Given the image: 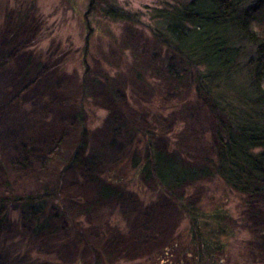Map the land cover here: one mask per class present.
Masks as SVG:
<instances>
[{
	"label": "rangeland",
	"instance_id": "374dc122",
	"mask_svg": "<svg viewBox=\"0 0 264 264\" xmlns=\"http://www.w3.org/2000/svg\"><path fill=\"white\" fill-rule=\"evenodd\" d=\"M174 1L97 0L89 13V0H0V200L60 183L39 235L33 217L0 222V264H210L189 245L180 203L230 213L213 264H264V196L236 200L207 177L174 189V199L130 166L110 168L143 143L138 130L188 168L216 150L210 103L155 38L166 36L159 12Z\"/></svg>",
	"mask_w": 264,
	"mask_h": 264
},
{
	"label": "trees",
	"instance_id": "16d2710c",
	"mask_svg": "<svg viewBox=\"0 0 264 264\" xmlns=\"http://www.w3.org/2000/svg\"><path fill=\"white\" fill-rule=\"evenodd\" d=\"M174 2L173 7L169 5L159 12V18L167 23L168 38L156 32L155 38L186 64L195 77L192 91L210 103L217 119L216 150L200 168H188L175 148L155 145L148 131L138 130L143 143L130 148L124 159L113 161L110 168L117 171L130 166L134 173L155 182L174 199V189L215 177L236 200L248 198L252 202L264 196V0ZM96 3L97 0H89V13L95 10ZM106 12L119 20L113 9ZM85 113L82 108L79 114L82 138L86 134ZM141 152L143 156L139 157ZM26 160L23 158L20 163L27 168ZM106 176L107 181L114 183ZM59 193L57 183L36 194L0 200V222H10L15 215L33 217L32 233L39 235L60 203ZM180 208L189 221L190 247L199 261L208 257L213 264L226 249L222 237L227 231L222 224L230 213L220 207L214 212H198L185 203H180ZM211 227L214 232L208 233ZM245 227L251 231L246 225L242 229ZM101 261L102 258L96 259V264Z\"/></svg>",
	"mask_w": 264,
	"mask_h": 264
}]
</instances>
